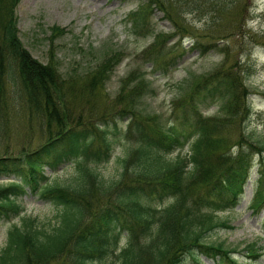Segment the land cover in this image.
Listing matches in <instances>:
<instances>
[{"label":"trees","instance_id":"1","mask_svg":"<svg viewBox=\"0 0 264 264\" xmlns=\"http://www.w3.org/2000/svg\"><path fill=\"white\" fill-rule=\"evenodd\" d=\"M19 1L0 0V108L5 103L1 97L6 74L19 88L26 112L37 111L41 131L35 146L27 142L16 152L0 155V180L12 178L0 184V218L19 219L7 230L0 264H182L186 256L195 260L205 256L213 264H250L234 256L237 248L205 240L216 228L232 227L218 221L215 213L237 206L256 165L259 176L253 182L251 208L257 212L264 204V139L247 130L253 90L246 83L240 57L229 62L231 48L248 56L255 47L242 38H264L246 28L241 18L247 9L244 0H212L211 7L208 0H184L183 5L139 0L128 14L135 32L153 9L171 22L172 32L154 34L143 52L146 57L157 53L160 60L169 51L178 52L165 63L164 71L176 65V56L186 53L181 51L185 36L193 39L189 50L199 55L213 50L223 56L216 69L180 85L167 120L145 112L141 102L151 83L143 73H128L113 97L104 91L122 60L120 50L77 74L60 72L52 51L46 63L35 59L17 35ZM186 9L208 16L207 29L199 32L186 20L182 16ZM225 16L234 18L227 31L219 24ZM213 28L218 32L213 34ZM57 31L64 29L50 27L51 37ZM233 38L236 44L228 45ZM97 92L103 102L102 107L92 104L96 119L74 116V100L83 98L91 104ZM212 103L218 105L217 114L203 115L201 108ZM117 117L126 120L120 134L135 145L121 159L117 177L106 179L93 164L111 157L120 132ZM69 163L75 174L63 182L42 184L47 167ZM26 187L58 207L56 221L48 229L37 218L20 215ZM164 200L168 203L152 206ZM257 250L250 243L242 251L255 256ZM112 253L114 259L109 257Z\"/></svg>","mask_w":264,"mask_h":264},{"label":"rangeland","instance_id":"2","mask_svg":"<svg viewBox=\"0 0 264 264\" xmlns=\"http://www.w3.org/2000/svg\"><path fill=\"white\" fill-rule=\"evenodd\" d=\"M183 1L173 0V3L183 5ZM243 3L244 6L247 4L245 14L241 16L245 20L246 28L264 35V0H244ZM139 5V0H20L15 8L17 35L31 55L42 63L49 60L52 51L62 73L71 70V74H77L81 69L94 67L103 56L120 50L123 54L122 60L105 84L104 91L109 97H113L123 77L131 71L143 73L144 78L151 83V90L141 102L145 112H154L167 120L172 100L180 95V85L185 86L195 78L194 76L213 71L220 65L223 56L217 51L209 50L206 55L200 57L197 51L188 50L191 40L184 38L181 51L188 50L187 54L183 57L184 53L176 56L179 59L177 64L164 71L165 63L172 55L171 51L161 60L157 53L146 57L143 52L153 42L154 34L171 33L172 24L164 18L161 11L153 9L143 27L135 32L127 14ZM208 5L212 6V0H208ZM182 16L194 23L199 32L207 29L204 23L208 16L205 14L186 9ZM233 19L225 16L219 24L227 31V27L234 22ZM53 25L62 27L64 31L62 33L57 31L51 37L50 27ZM212 30L213 34L218 32L216 28ZM221 33L223 34V30ZM235 38L231 39L228 45L234 46ZM176 40L177 37L168 44ZM242 41L249 42L250 45L255 43V47L248 56L231 48L229 62L240 57L242 68L247 75L246 83L253 90L250 95L251 114L247 130L253 132L255 138L264 139V38H242ZM203 42L206 44L209 41ZM3 80L5 86L1 98L5 103L0 108V155L16 152L27 142L35 146L40 141L41 131L37 111L27 113L19 97V88L12 84L6 74L3 75ZM95 93L94 91L92 95ZM107 99L105 96L104 108ZM102 102L103 98L99 92L91 99V104H85L83 98H77L73 102V115L80 114L82 121L88 118L96 119L92 104L102 107ZM208 108L209 115L217 114L216 104ZM115 121L118 127L126 123V120L118 117ZM134 145V141L126 135H117L111 158L107 162L93 164L95 169L104 178L115 179L120 171L121 159ZM177 151L170 155H175ZM257 168L258 165L254 167L245 193L237 206L232 210L215 213L218 221H227L232 227L216 228L205 236L207 242H223L226 247L237 248L235 257L250 264H264V204L257 212L251 208L255 186L253 182L259 176ZM73 169V163L62 164L55 169L46 168L44 171L46 178L42 184H50L54 180L63 182L71 174H75ZM11 179L0 180V184H8ZM167 203L168 200H164L155 202L152 206L161 207ZM22 204L20 215L37 218V222L45 228L48 229L56 221L58 207L43 201L28 187L25 196L22 197ZM14 223L19 224L18 217L7 220L0 218V249L6 243L7 230ZM124 242L123 237L119 241V246ZM250 243H255L258 247L255 256L250 255L248 251H242L244 246ZM115 256V253L109 255L112 259ZM199 259L201 262H195L191 256H186L182 264H213L210 258L202 256Z\"/></svg>","mask_w":264,"mask_h":264}]
</instances>
